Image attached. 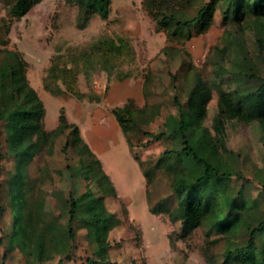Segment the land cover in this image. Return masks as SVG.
<instances>
[{"label":"rangeland","instance_id":"obj_1","mask_svg":"<svg viewBox=\"0 0 264 264\" xmlns=\"http://www.w3.org/2000/svg\"><path fill=\"white\" fill-rule=\"evenodd\" d=\"M12 1L0 0V49L20 53L44 114L37 130L25 128L23 134L28 246L14 247L3 258L7 249L0 243V264H241L223 260L225 236L207 234L205 225L185 232L181 220L151 212L160 203L174 204V176L191 169L178 158L162 157L176 146L173 140L147 132L159 133L167 116L177 114L175 101L185 102L195 78L208 83L211 96L200 124L216 143L217 171L228 173L229 185L264 211V122L232 118L224 120L221 133L213 127L217 86L233 84L229 77H236L240 47L263 72L261 19L223 20L232 0H218L207 28L183 27L174 34L157 25L154 11L175 10L188 19L209 0H110L107 17L94 13L83 25L73 0H40L20 17L10 14ZM124 105L132 112L126 131L111 112ZM73 125L97 157L100 150L101 165L111 164V178L87 181L79 175L82 159L98 169L72 141ZM6 129L0 121L1 201L8 198V173L15 165ZM88 191L102 197L106 211L108 221L97 230L90 228ZM70 196L76 203L71 222ZM7 215L5 210L0 216V235Z\"/></svg>","mask_w":264,"mask_h":264},{"label":"trees","instance_id":"obj_2","mask_svg":"<svg viewBox=\"0 0 264 264\" xmlns=\"http://www.w3.org/2000/svg\"><path fill=\"white\" fill-rule=\"evenodd\" d=\"M38 1L40 0H13L9 5V12L20 17ZM73 1L79 7L80 25L94 13L103 18L108 15L110 0ZM217 2L218 0H209L195 16L188 19L179 17L175 10L165 9L154 11V18L158 26L169 29L174 34H180L183 27L198 26L199 30H204L211 22ZM252 15L257 20L261 19V26L264 27V0H232V4L223 11V20L239 23ZM263 37L264 33L259 38L260 43H263ZM241 50L240 47L234 65L236 77H229L233 84L226 89L217 86L218 109L213 118V127L217 133L223 130V122L226 119L264 122V67L262 72L260 67L248 59ZM25 71V61L19 52L6 47L0 49V121L7 125V146L12 158L15 159L14 168L8 173L12 178L8 198L6 201L0 200V216L5 210L8 213V217L2 223L0 235V243L7 249L3 258L14 247L25 251L28 246L30 204L27 200L29 191L26 180L30 177L22 167L27 148L23 134L25 128L37 130L41 125L39 120L44 114L42 101L29 84ZM210 96V85L199 77L195 78L187 92L185 102L176 99L177 114L167 116L164 128L159 133L147 132L153 138L166 136L173 140L176 146L165 150L162 157L178 158L181 162L190 164L191 169L189 175L182 172L175 174L171 183L174 199L172 206L160 203L157 207L149 209L153 213L165 211L172 220H181V228L185 232L196 226L205 225L208 229L207 234L225 236L228 239L222 252L225 262L264 264V211L255 200L245 197L241 190L229 185L228 173H218L219 165L214 163L218 156L216 143L206 128L200 124ZM111 112L122 130L126 131L125 122L132 119L130 107L115 106ZM64 118V114L61 113L59 119ZM72 135V141L80 145L78 150L91 157V163L96 164L98 169L93 170L94 167L88 166L82 159L79 175L87 181L89 178H108L100 159L80 136L76 125H73ZM142 171L148 182V172L143 169ZM218 184H223L221 190L216 187ZM88 198L90 228L94 227L97 230L108 221L106 211L102 197H95L88 191ZM167 200L169 198L165 199ZM75 206V200L70 196L68 210L70 222L75 215ZM69 230L70 235H73L72 229Z\"/></svg>","mask_w":264,"mask_h":264},{"label":"crops","instance_id":"obj_3","mask_svg":"<svg viewBox=\"0 0 264 264\" xmlns=\"http://www.w3.org/2000/svg\"><path fill=\"white\" fill-rule=\"evenodd\" d=\"M99 151L100 150H98L97 152H98V157H100V153H99ZM130 156H131V158H132V160L134 161V158L132 157V155L130 154ZM103 157V156H102ZM101 158V157H100ZM99 158V159H100ZM101 159H103V158H101ZM105 162V161H104ZM135 162V164L137 163L136 161H134ZM107 163V164H106ZM111 164L109 163V162H105L104 163V165L102 166V168H103V170H104V172L111 178L112 176V166H110ZM137 165H138V163H137ZM136 165V166H137ZM138 167V166H137ZM137 170V169H136ZM138 173H139V171L137 170V171H134V174H135V179H137L138 181H139V179H141L139 176H138ZM111 174V175H110ZM141 176H142V172H141ZM145 184H146V181H144L143 180V183H142V185H141V187L143 188V193H142V195H143V201H144V203H145V199H146V201H147V204H148V200H147V197H146V186H145ZM144 189H145V191H144Z\"/></svg>","mask_w":264,"mask_h":264}]
</instances>
